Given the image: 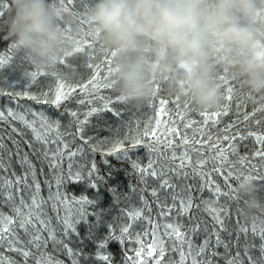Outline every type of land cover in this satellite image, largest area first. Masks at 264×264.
I'll return each mask as SVG.
<instances>
[{
	"label": "snow or ice",
	"instance_id": "obj_1",
	"mask_svg": "<svg viewBox=\"0 0 264 264\" xmlns=\"http://www.w3.org/2000/svg\"><path fill=\"white\" fill-rule=\"evenodd\" d=\"M52 4L77 28L75 36L71 26L65 29L68 50L60 63L69 75L24 70L25 57L0 32L6 47L0 71L19 60L29 80V90L22 92L0 81V99L9 102L0 106V264H65L59 256L84 264V253L71 243L81 224L93 238L98 230L106 233L97 244L99 264H116L106 250L110 241L121 246L120 264H264V217L245 219L235 192L242 180L264 189V102L257 104L242 83L221 74L222 102L214 111H199L154 81L148 107L156 112L158 100L162 114L174 105L179 124L173 120L159 132V120H137L124 138L97 142L86 133L92 119L118 115L122 105L111 87L115 53L103 52L85 0ZM9 7L8 0H0V19ZM75 66L87 71L76 72ZM139 149L146 151L147 163L131 161L137 182L131 195L114 192L121 212L113 219L106 204L97 207L109 178L92 157L98 153L107 163ZM81 183L93 191L69 196L66 185Z\"/></svg>",
	"mask_w": 264,
	"mask_h": 264
},
{
	"label": "clouds",
	"instance_id": "obj_2",
	"mask_svg": "<svg viewBox=\"0 0 264 264\" xmlns=\"http://www.w3.org/2000/svg\"><path fill=\"white\" fill-rule=\"evenodd\" d=\"M0 32L29 67L69 75L65 29L75 22L52 0H8ZM87 20L113 57L111 87L120 103L141 108L154 99V81L199 111L222 102L221 74L264 102V0H92ZM247 220L264 217V189L250 180L235 186Z\"/></svg>",
	"mask_w": 264,
	"mask_h": 264
},
{
	"label": "trees",
	"instance_id": "obj_3",
	"mask_svg": "<svg viewBox=\"0 0 264 264\" xmlns=\"http://www.w3.org/2000/svg\"><path fill=\"white\" fill-rule=\"evenodd\" d=\"M91 2L92 0H85V3L88 6ZM8 43H10V41ZM5 50L6 47L0 44V54H3ZM20 55L23 56L22 54ZM19 64L20 62L18 60L17 66L0 71V81L4 82L6 86L11 87L14 91L22 92L25 90H29V80L25 75L24 70H29L30 67L27 61H24V70H21ZM75 71L81 72L87 71V69L75 66ZM30 90L35 92L36 88L33 86ZM8 103L9 102L6 99H0V106L7 105ZM19 103L26 107H32L33 110L38 111L42 109V106L35 104L34 101L20 100ZM156 103V112L149 108L148 105L138 109L131 106L118 105V115L114 116L112 113L106 112L100 114L97 117H94L89 124L86 133L97 142H109L124 138L135 125L137 120H159V132H163L164 127L170 125L171 121L173 120H176L179 124V118L176 116L174 105H167L168 111L162 114H157L159 112V101L157 100ZM16 104L17 102L13 101L11 102L10 106L16 108ZM43 107L45 109L47 108V106ZM248 108H251V104L248 105ZM194 118L199 119L198 116ZM223 119L227 121L228 118L225 117ZM0 127H3V125L0 124ZM178 130L181 132L184 131L182 126H179ZM190 133L191 130H189V134ZM176 139L179 140L180 137L177 136ZM241 154H244V149H241ZM92 158L96 161L100 172L109 178V180L105 182L107 184V187L102 185L100 188L97 207H99L100 203L106 204V211L110 212L112 218L115 219L120 215L121 207L117 203V200L114 198V192L126 196L131 195L132 186H134L137 182V177L135 176L134 171L131 167V161L140 159L144 160V163L146 164V151L144 149H139L137 151L131 152L128 158L114 156L109 158L107 163H105L104 157L99 155L98 153L95 154ZM109 169L111 171H109ZM17 170L19 171V169ZM40 180L43 181V177H40ZM54 190L55 189L53 188V191ZM65 190L69 194V196L72 195L76 197H79L81 195H88L93 191L88 187L86 183H81L80 185L68 184L66 185ZM47 192V187L42 184L41 194L45 199H47ZM132 202H135L134 199L132 200ZM46 207L49 215L54 217L56 213L52 211L51 203L49 202ZM59 214L61 216L64 215L62 207ZM77 231L80 233V236L71 240V243L74 248L84 253V264H99V261L96 259L98 253L97 244L105 237L106 233L103 230H98L96 238H93L92 236H89V229L87 224L78 225ZM106 250L113 257V259L116 260V264H120V259L117 257L119 250L122 251L120 244L116 241H110L107 244ZM59 258L63 259L65 261V264H71V261L67 258V256H59Z\"/></svg>",
	"mask_w": 264,
	"mask_h": 264
},
{
	"label": "rangeland",
	"instance_id": "obj_4",
	"mask_svg": "<svg viewBox=\"0 0 264 264\" xmlns=\"http://www.w3.org/2000/svg\"><path fill=\"white\" fill-rule=\"evenodd\" d=\"M12 108H15V107H13V106H11Z\"/></svg>",
	"mask_w": 264,
	"mask_h": 264
}]
</instances>
